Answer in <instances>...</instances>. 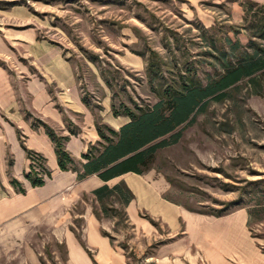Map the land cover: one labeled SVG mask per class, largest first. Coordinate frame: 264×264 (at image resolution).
<instances>
[{"label":"rangeland","instance_id":"374dc122","mask_svg":"<svg viewBox=\"0 0 264 264\" xmlns=\"http://www.w3.org/2000/svg\"><path fill=\"white\" fill-rule=\"evenodd\" d=\"M241 4L242 18L233 21L229 2L203 3L214 13L206 26L180 0H0V32L34 30L74 65L87 101L96 91L101 100L110 98L113 114L127 115L155 103L163 89L179 87L183 77L205 83L220 53L229 51L228 38L249 52L264 49L255 27L264 31V2ZM7 45L24 53L23 46ZM225 93L220 101L208 99L151 166L169 185L164 197L194 214L191 230L181 223L170 231L147 215L153 228L139 230L121 215L116 198H105V212L99 201L94 205L125 264H264V69ZM158 206L173 223V206ZM82 223L76 219L74 227L81 230ZM42 257L45 264H71L55 240Z\"/></svg>","mask_w":264,"mask_h":264},{"label":"crops","instance_id":"0c3cea01","mask_svg":"<svg viewBox=\"0 0 264 264\" xmlns=\"http://www.w3.org/2000/svg\"><path fill=\"white\" fill-rule=\"evenodd\" d=\"M180 1L192 7L206 26L213 23L214 13L203 6L205 2H229L233 21L243 14L244 0ZM7 42L23 46L24 53L11 51ZM233 42L228 38L227 46ZM241 50L264 55L263 49ZM20 58L27 63L19 62ZM0 61L8 65L0 63V264H45L42 253L52 240L65 245L71 264H125V257L102 233L103 218L93 211L97 202L94 191L103 185L111 188L122 183L131 193L127 203H119L139 230L150 232L153 228L145 215L174 232L181 223L190 225L194 214L164 197L169 185L162 176H154L151 167L142 174L129 171L108 180L94 171L79 179L88 162L85 154L101 140L96 124L118 131L130 117L113 114L110 98L101 100L96 91L90 90L87 101L76 68L58 47L37 39L34 30L18 35L1 31ZM44 125L59 136H68L64 148L76 170L60 168L54 142ZM71 128L76 133L71 134ZM104 132L109 135L106 128ZM31 171L43 184H31L26 177ZM166 203L173 206V223L159 210L158 205ZM80 205L82 211H77ZM76 219L83 222L81 230L74 227ZM75 228L81 231L84 246Z\"/></svg>","mask_w":264,"mask_h":264},{"label":"trees","instance_id":"16d2710c","mask_svg":"<svg viewBox=\"0 0 264 264\" xmlns=\"http://www.w3.org/2000/svg\"><path fill=\"white\" fill-rule=\"evenodd\" d=\"M255 27H258L256 32L260 37L264 38L262 27ZM228 44L229 51L220 53L218 69L214 75L207 77L205 83L195 77H183L179 87H168L159 92L152 105L137 106L135 111L127 112L130 121L118 131L97 123L101 140L90 146L85 154L88 162L83 165L84 171L79 173V179L93 171L99 172L103 180L129 171L142 174L152 166L159 149L180 140L184 126L194 122L195 115L205 109L208 99H224L226 89L264 68V55L257 51H242L238 41ZM34 121L40 123L37 119ZM45 128L54 142L60 168L76 170L73 159L64 148L68 136H59L48 126ZM105 128L109 135L104 132ZM70 133L76 131L71 128ZM97 152L100 153L96 156L94 153ZM27 153L31 152L27 150ZM26 177L33 186L44 182L35 171L27 173ZM12 182L15 183L14 180ZM94 194L103 212L107 210L108 201L105 198H116L120 203H127L131 198V193L122 183L111 188L103 185ZM121 215L125 216L123 210Z\"/></svg>","mask_w":264,"mask_h":264}]
</instances>
